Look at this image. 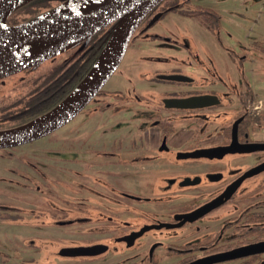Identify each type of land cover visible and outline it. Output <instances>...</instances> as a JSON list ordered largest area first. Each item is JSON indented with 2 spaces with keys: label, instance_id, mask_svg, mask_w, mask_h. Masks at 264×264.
Instances as JSON below:
<instances>
[{
  "label": "flooded vegetation",
  "instance_id": "obj_1",
  "mask_svg": "<svg viewBox=\"0 0 264 264\" xmlns=\"http://www.w3.org/2000/svg\"><path fill=\"white\" fill-rule=\"evenodd\" d=\"M52 1L64 2L48 0L44 5ZM234 5L235 0H164L137 27L127 53L137 41H159L145 44L157 55L133 61L153 68L151 76L148 71L140 76L139 85H145L146 91L138 93V83L127 79L130 85L124 92L115 90L124 97L122 109L90 116L108 120L92 124L87 135L76 129L77 138L71 140L73 144L88 142L102 128V146L84 151L92 161H82L93 170L87 175L92 190L111 196L102 203L89 198L81 203L76 195L90 187H79V179L75 188L63 187L60 173L53 172L55 166L48 170L41 162L11 153L19 146L0 148L11 154L0 155V165L5 159L12 161L0 172V264H190L197 260L257 264L264 260V251H240L264 242V102L258 98V85L247 80L245 71L224 79L212 50L201 47L202 56L189 39L188 26L195 20L218 37L223 33L234 41L235 32L225 27L228 18L238 15V2L235 9ZM13 14L8 18L10 26L27 21H12ZM237 44L243 55H231L232 65H264L262 42ZM169 75L179 77H160ZM196 96L212 97L203 107L167 102ZM249 98L253 102L246 107ZM120 111L116 124L107 125ZM73 154L60 159L84 160L79 150ZM110 210L113 215L106 213ZM198 210L201 216H196ZM188 214L196 220H188ZM46 236L50 243L41 238ZM35 239L43 242L37 251L44 258L39 261L30 257ZM55 242L60 246H53ZM94 245L107 249L96 255L61 252ZM241 253L247 254L238 256Z\"/></svg>",
  "mask_w": 264,
  "mask_h": 264
},
{
  "label": "rangeland",
  "instance_id": "obj_2",
  "mask_svg": "<svg viewBox=\"0 0 264 264\" xmlns=\"http://www.w3.org/2000/svg\"><path fill=\"white\" fill-rule=\"evenodd\" d=\"M48 0H43L42 2L45 3ZM236 2H238V8L236 12L238 15H234L233 18H228L226 20L225 27L228 30H232L235 32V38L234 41L231 42V39L221 33V35L218 37V35H215L216 31L213 34V30L208 31L206 28L202 27L201 24L195 20L191 21V24H189L188 28L190 29L191 34H189L190 42L193 46H195L199 51L201 52L202 56H205L204 52L201 50V47L204 50H212L215 60L218 58V60H221L222 62L215 61V67L219 71V74L226 80L230 79L233 74H237L238 70L240 72L245 71V76L247 80H250L251 82H256L255 84L258 85L256 88L258 89V98L264 102V65L261 63L249 64L244 66L237 67L236 65H232V63L229 62L231 55L234 57H241L243 55V52L237 47V43H241V45L248 46L249 44H252V42H262L261 46H264V1H252V0H235L234 8H236ZM48 4V2L46 3ZM51 7L50 9L57 7L60 5V2L55 1L49 4ZM35 9H38L39 7H34ZM34 9V10H35ZM50 9H45L41 13H45ZM225 12V11H223ZM34 14L33 18L38 16ZM225 16V15H224ZM32 19V18H31ZM224 27V29H226ZM219 40H218V38ZM138 43L134 46H132L130 51L123 57L121 64L123 63V60L127 58L126 61L122 65L120 64L117 71L113 74V76L109 79L110 82L108 84V87L112 90H119L121 92H124V89H126V85H130L127 79H132L133 83H138L137 85V91L138 93L142 94L146 91L145 85L140 86L139 83L141 82L140 76L142 72H149L148 76H151L152 73L150 71H153L152 66L147 65L146 62H143L141 64H135L133 61L139 59V57L147 56V54H153L157 55V52L152 50L151 46L148 45H156L159 41L148 43L147 41H137ZM141 44H140V43ZM220 43H223V46H228L230 48L229 52L225 51V49L220 45ZM148 44V45H145ZM154 48V47H153ZM232 51V52H231ZM179 57V56H177ZM250 58H253V56H249ZM136 62V61H135ZM193 65L201 66L202 64L193 62ZM192 65V66H193ZM146 66V67H145ZM206 82L202 85L205 86ZM252 87H255L254 84H252ZM222 96V94H221ZM249 98L247 100V105H251L253 100ZM9 101V99L6 100V102ZM112 103H119V99L117 97H113L109 99ZM258 101V100H257ZM225 102V101H224ZM261 102V101H259ZM99 105L98 101L92 100L91 103L85 108L84 112L78 116V118H74L69 123H67L64 127H62L60 130L55 131L54 133L39 138L35 140L34 142L30 144H24L21 145L13 150H11V153H13L16 157L19 156H26L31 158L32 160L40 162L42 164L41 167L47 166L46 168L49 170L50 166H55L56 168L53 169V172L55 174L60 173L58 175V178L62 181L63 187H69V188H75V184H77L79 181L76 179L81 180L82 184H79V187L81 188H91L86 190L85 192H81L76 197H79L80 202L83 203L84 200L87 198L94 200L97 204L102 203L104 200V197H106V194L103 191H99L97 188L95 191L92 190V182L89 179L87 175H90L91 172H93L92 169H88L85 166V163L82 161H92L90 160V157L87 156V154L84 153L87 149L94 147L99 148L102 146L101 140L105 137H102L101 135V129H96L92 135L90 136L88 142L85 143H76L73 144V141H71L70 135L73 131L78 129L87 118H90V116H97L98 114H101L99 111L94 112L93 109L97 108ZM236 104L235 106H237ZM226 107V106H224ZM240 108V106H239ZM243 108V107H241ZM221 109H219L220 111ZM94 113H93V112ZM113 109L110 110V108L107 110V114H113ZM124 111V110H123ZM120 113V114H119ZM120 112L114 113L113 117L107 122V125H115L116 121L121 117ZM73 121V122H72ZM69 129H73L72 131H68ZM101 135V136H100ZM64 137V138H63ZM81 139V138H80ZM112 141V137L107 139L108 144L105 145L106 148L110 147ZM81 153V156L84 160L80 159V162L76 163L73 161H65L63 159H60V155H69L73 153L74 151H78ZM2 160V159H0ZM11 160H3L0 165V172L3 171V167H7L8 165H11ZM22 168V167H21ZM23 170V169H22ZM52 170V169H51ZM76 173H84L85 176L81 177L82 174L77 175ZM81 175V176H80ZM88 177V178H87ZM84 182V183H83ZM57 186V185H53ZM58 187H61L60 185ZM99 191L101 192L98 194ZM89 193L96 192V194H92L94 196H91ZM34 194V193H33ZM61 197L68 196V194H59ZM111 196H107L109 198ZM113 197V196H112ZM60 206L65 205V203L59 202ZM111 212H106L108 214L113 215V210H110ZM113 211V212H112ZM116 213V212H115ZM117 214V213H116ZM54 229V228H53ZM73 229V228H68ZM77 229L74 228V233H77ZM188 234V233H187ZM45 242L50 243V238L48 239L46 237H41ZM82 239V238H81ZM188 239V238H187ZM43 242H40L38 239H35L33 242V250L31 253V259L33 260H41L44 258L42 252H38L37 250H40L42 248ZM55 247H59L60 245L58 243H54ZM49 247V246H48ZM43 251V250H42ZM114 257H111L113 259ZM116 261V260H115ZM113 262V261H111ZM98 263V264H102Z\"/></svg>",
  "mask_w": 264,
  "mask_h": 264
},
{
  "label": "trees",
  "instance_id": "obj_3",
  "mask_svg": "<svg viewBox=\"0 0 264 264\" xmlns=\"http://www.w3.org/2000/svg\"><path fill=\"white\" fill-rule=\"evenodd\" d=\"M42 1L38 0L20 7L12 15V21L21 18L28 20L33 18L34 14L37 15L45 9H50L51 6L49 4H45V6ZM36 6L39 9L34 11ZM115 24L117 22L98 35L46 59L37 66L0 79V131L28 124L49 113L68 98L95 66L99 55L111 38ZM109 82L95 97L94 101H98L99 105L93 109L94 112H106L109 108L113 111L122 109L121 102L112 103L109 101L113 97H117L119 101L124 98L119 94V91L108 87ZM7 99L9 101L6 102ZM107 120H100L97 117L88 118L79 127V131L83 135H87L88 128L92 124ZM75 138L77 136L73 131L69 139L74 140ZM0 155L9 156L11 154L7 150H0ZM73 155V153L69 154V156ZM246 264H251V262ZM257 264H264V260L258 261Z\"/></svg>",
  "mask_w": 264,
  "mask_h": 264
},
{
  "label": "water",
  "instance_id": "obj_4",
  "mask_svg": "<svg viewBox=\"0 0 264 264\" xmlns=\"http://www.w3.org/2000/svg\"><path fill=\"white\" fill-rule=\"evenodd\" d=\"M31 1V0H30ZM64 2L68 0H62ZM164 0L158 1L155 5H153L147 13H145L139 20L136 19L132 23H130L129 26L124 30L121 36V44L119 51L115 58H113L109 64H107L99 74L96 82H94L87 91L66 111H64L59 116L53 118L52 120L43 123L39 126H36L33 129H29L22 132H10L14 129H9L5 131H0V148H12L17 147L23 144L31 143L39 138L48 136L52 134L53 132L59 130L64 125L69 123L71 120H73L83 109H85L91 101L96 97V95L101 91V89L106 85V83L109 81V79L113 76V74L117 71L119 68L123 57L125 56L129 43L137 29V27L140 25L142 20L146 17V15L159 3H161ZM153 2V0H114L110 4L102 7L100 11L88 19L86 23L79 27H68L62 23L57 24H34V20H36L39 15L25 23H21L18 25L10 26L7 24V18L10 13L5 14L2 17V24L7 29V33L3 35V37L0 39L1 43H6L11 40L19 39V38H25V37H32L36 35L41 34H48L51 32L59 31V30H71L77 33L76 38L73 40V42L63 51L73 47L74 45H77L81 41L89 38L93 34L97 33L98 31L104 29L108 25L120 21L126 16L127 13L130 11L139 8L141 11L144 9L148 4ZM47 13V12H46ZM45 14V13H44ZM152 24V23H151ZM53 42L47 41L45 44L37 45V48L40 46H50ZM107 48V47H106ZM106 50V49H105ZM104 50V51H105ZM61 51V52H63ZM61 52L57 53L60 54ZM55 54V55H57ZM103 54V52H102ZM53 55V56H55ZM53 56L44 58V59H32L31 61H28L18 67H15L13 69H10L8 71H5L0 74V79L6 78L8 76L17 74L19 72H22L24 70L30 69L34 66L39 65L41 62L45 61L48 58H51ZM100 59V58H99ZM94 68V67H93ZM93 70V69H92ZM91 70V71H92ZM162 78L167 79H177L176 75H169V76H160ZM70 96V95H69ZM68 96V97H69ZM212 96H196V97H190L187 99H174V100H167L168 103H171L172 106H178V107H203L208 105L209 103H206L207 99H210ZM67 99V98H66ZM65 99V100H66ZM64 100V101H65ZM63 101V102H64ZM62 102V103H63ZM60 105V104H59ZM58 105V106H59ZM55 109V108H54ZM26 125V124H25ZM23 127V126H20ZM201 210H198L196 213V216H201L203 213ZM199 212V213H198ZM195 214V213H194ZM193 214H188V217H191ZM195 216V215H194ZM197 217H191L188 220L194 221ZM141 233H139L140 235ZM107 249L104 245H94L89 247H75V248H64L61 250L62 253L71 254L73 256L77 255H96L99 253L105 252ZM245 249H250L248 252H263L264 251V242L255 244L252 246H249L247 248H243L240 251H244ZM243 254L247 253H241L238 256H242ZM216 260V259H215ZM190 264H204L202 260L194 261Z\"/></svg>",
  "mask_w": 264,
  "mask_h": 264
},
{
  "label": "bare ground",
  "instance_id": "obj_5",
  "mask_svg": "<svg viewBox=\"0 0 264 264\" xmlns=\"http://www.w3.org/2000/svg\"><path fill=\"white\" fill-rule=\"evenodd\" d=\"M29 1L0 0V39L7 33V29L2 24V17ZM112 1L114 0H68L39 16L33 23L51 25L62 23L68 27H79L84 25L88 19L96 15L102 7L110 4ZM158 1L160 0H153L141 11L139 8H136L124 16L113 31L106 46L107 48H105L106 50L101 54L93 70L63 103L42 117L10 132L15 133L33 129L59 116L72 106L96 82L102 69L115 58L120 48L122 33L127 26L134 20H139ZM71 30H59L48 34L19 38L6 43L0 42V74L32 59H44L63 51L77 36V33ZM47 41H52L53 44L37 48V45L45 44Z\"/></svg>",
  "mask_w": 264,
  "mask_h": 264
}]
</instances>
